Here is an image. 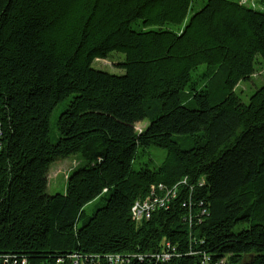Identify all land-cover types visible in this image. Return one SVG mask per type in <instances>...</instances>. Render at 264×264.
<instances>
[{
    "label": "trees",
    "instance_id": "trees-1",
    "mask_svg": "<svg viewBox=\"0 0 264 264\" xmlns=\"http://www.w3.org/2000/svg\"><path fill=\"white\" fill-rule=\"evenodd\" d=\"M247 1L0 0V264H264V81L237 92L264 0ZM114 51L123 74L92 66ZM151 146L165 158L138 165Z\"/></svg>",
    "mask_w": 264,
    "mask_h": 264
},
{
    "label": "rangeland",
    "instance_id": "rangeland-1",
    "mask_svg": "<svg viewBox=\"0 0 264 264\" xmlns=\"http://www.w3.org/2000/svg\"><path fill=\"white\" fill-rule=\"evenodd\" d=\"M243 1V0H240ZM252 5H254L253 2H251ZM246 4L250 5L248 1ZM255 6V5H254ZM256 7H260L258 4ZM125 61V55L120 52H111L108 58L106 59H96L92 63V66L96 69H101L110 73L114 74H123L125 72V69L121 67V63ZM257 64V73L250 81H244L242 82L238 88L237 92L241 96L244 102H248L251 94L256 90L257 87H259L263 81H264V60L261 57V55H258L256 58ZM64 106L61 104L59 105L52 115V122L54 123L57 119L58 114L63 110ZM148 122L143 121L136 124V129L141 130L143 129ZM56 128V127H54ZM166 156V151L163 148L157 147V146H151L147 152L146 155L138 158V165L141 163H145L151 160V164L159 165L162 160ZM85 165V159L81 155V153H74L71 154L65 158H61L58 160H55L50 167L49 176H48V193L55 194V193H63L66 189L67 184V177L69 173L76 168L77 166H84ZM136 164V166H138ZM98 203V200H95L93 202L88 203L85 206V211L87 214H91L93 210L95 209L96 205Z\"/></svg>",
    "mask_w": 264,
    "mask_h": 264
},
{
    "label": "built area",
    "instance_id": "built-area-1",
    "mask_svg": "<svg viewBox=\"0 0 264 264\" xmlns=\"http://www.w3.org/2000/svg\"><path fill=\"white\" fill-rule=\"evenodd\" d=\"M242 2V1H241ZM166 199H160L159 205H163L165 203ZM149 202H152L151 200L144 201L143 205H136V211L138 212V220L143 219L144 217H148L150 214L151 209H149ZM169 255L166 254L163 259H168ZM117 260V259H116Z\"/></svg>",
    "mask_w": 264,
    "mask_h": 264
},
{
    "label": "bare ground",
    "instance_id": "bare-ground-1",
    "mask_svg": "<svg viewBox=\"0 0 264 264\" xmlns=\"http://www.w3.org/2000/svg\"><path fill=\"white\" fill-rule=\"evenodd\" d=\"M243 2V4L245 3V2H247V0H243L242 1ZM253 2V1H252ZM251 3V2H250ZM251 5H252V3H251ZM253 6V5H252ZM151 208V203L149 202V209ZM152 209V208H151Z\"/></svg>",
    "mask_w": 264,
    "mask_h": 264
}]
</instances>
